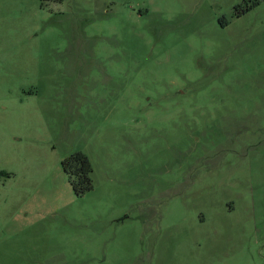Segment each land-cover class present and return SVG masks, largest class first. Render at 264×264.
Listing matches in <instances>:
<instances>
[{
    "label": "rangeland",
    "instance_id": "rangeland-1",
    "mask_svg": "<svg viewBox=\"0 0 264 264\" xmlns=\"http://www.w3.org/2000/svg\"><path fill=\"white\" fill-rule=\"evenodd\" d=\"M0 264H264V0H0Z\"/></svg>",
    "mask_w": 264,
    "mask_h": 264
},
{
    "label": "trees",
    "instance_id": "trees-1",
    "mask_svg": "<svg viewBox=\"0 0 264 264\" xmlns=\"http://www.w3.org/2000/svg\"><path fill=\"white\" fill-rule=\"evenodd\" d=\"M76 194L83 195L93 189V167L87 154L78 151L63 161Z\"/></svg>",
    "mask_w": 264,
    "mask_h": 264
}]
</instances>
